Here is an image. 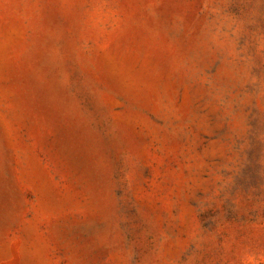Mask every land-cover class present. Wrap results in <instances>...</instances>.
Instances as JSON below:
<instances>
[{"label":"rangeland","instance_id":"1","mask_svg":"<svg viewBox=\"0 0 264 264\" xmlns=\"http://www.w3.org/2000/svg\"><path fill=\"white\" fill-rule=\"evenodd\" d=\"M0 264H264V0H0Z\"/></svg>","mask_w":264,"mask_h":264}]
</instances>
